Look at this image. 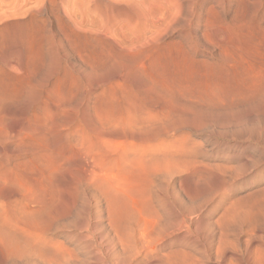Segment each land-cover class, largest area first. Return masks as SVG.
Instances as JSON below:
<instances>
[{"label": "rangeland", "instance_id": "374dc122", "mask_svg": "<svg viewBox=\"0 0 264 264\" xmlns=\"http://www.w3.org/2000/svg\"><path fill=\"white\" fill-rule=\"evenodd\" d=\"M0 165V264H264V0H0Z\"/></svg>", "mask_w": 264, "mask_h": 264}, {"label": "bare ground", "instance_id": "6f19581e", "mask_svg": "<svg viewBox=\"0 0 264 264\" xmlns=\"http://www.w3.org/2000/svg\"><path fill=\"white\" fill-rule=\"evenodd\" d=\"M59 101H60V100H59ZM46 103H47V102H46ZM44 107H45V106H44ZM49 107H50V106H49ZM49 107H48V109H49ZM50 110H51V109H50ZM50 110L47 111V112L51 113ZM52 111H53V110H52ZM43 112H44V111H43ZM45 112H46V111H45ZM85 112H87V111H85ZM52 113H53V112H52ZM54 113H55V112H54ZM88 113H90V112H87V114H88ZM83 114H84V113H83ZM91 114H92V113H91ZM51 115H52V114H51ZM87 116H90V115H87ZM87 116H86V117H87ZM47 117H48V115H47ZM86 117L84 116V118H83L82 120H84ZM45 118H46V117H45ZM36 119H38V118H36ZM39 119H43V117H42V118L39 117ZM46 119H47V118H46ZM48 119L50 120V117H48ZM92 120H93V118H92ZM95 120H96V119H95ZM86 122H87V120H86ZM86 122H85V123H86ZM93 122H94V121H93ZM39 123H40V122H39ZM39 123H37V124H39ZM42 123H43V122H42ZM42 123H40V125H41ZM46 123H47V122H46ZM89 123H90V122H89ZM43 124H44V123H43ZM90 124H91V123H90ZM90 124H89V125H90ZM86 125L88 126V123H87ZM91 125H92V124H91ZM1 126H2V125H1ZM20 126H22V125H20ZM17 127L19 128V126H17ZM26 127L28 128L27 125H26ZM30 127H32V125H31ZM36 128H37V127H36ZM3 129H4V128H3ZM29 129H31V128H29ZM24 130H25V129H24ZM49 130H50V128H49ZM28 131H29V130H28ZM39 131H40V130H39ZM74 131H75V134H76L77 131H76V130H74ZM46 132L48 133V131H46ZM70 132H71V130H70ZM72 133H73V132H72ZM72 133H71V134H72ZM88 133H89V131H88ZM88 133H85V134H84V133L82 132V134H78V132H77V135H76V136H78V137H77L76 140L79 141V144H80L81 148L84 149L85 151L89 152V154H90V153H93V151H96V150L98 149V147L101 145V143L98 142L100 145L97 147V144H98V143L96 144V143H94V142L92 141V140L94 139V138L92 137L93 134H92L91 137H88V136L86 135V134H88ZM67 134H69V133H68V130H67ZM67 134H66V135H67ZM71 134H70V135H71ZM73 134H74V133H73ZM66 135H65V136H66ZM65 136H64V137H65ZM67 136L69 137V135H67ZM67 136H66V140L68 139ZM70 137H71V136H70ZM74 137H75V136H74ZM94 137H95V136H94ZM19 138H20V136L18 137V139H19ZM21 138H22V137H21ZM90 138H91V139H90ZM92 138H93V139H92ZM69 139H70V138H69ZM69 139H68V140H69ZM72 139H73V135H72ZM15 141H16V140H15ZM18 141H19V140H18ZM23 141H24V140H23ZM30 141H31V140H30ZM74 141H75V139H74ZM20 142H21V140H20ZM66 142H67V141H66ZM68 142H69V141H68ZM68 142H67V143H68ZM13 143H14V141H13ZM18 143H19V142H18ZM28 143H30V142H28ZM67 143H66V144H67ZM70 143H71V142H70ZM72 143H73V142H72ZM76 143H77V141H76ZM73 144H74V143H73ZM14 145H16V144L14 143L13 146H14ZM18 145H19V144H18ZM74 145H76V144H74ZM74 147H75V146H74ZM96 147H97V148H96ZM95 148H96V150H94ZM99 148H100V147H99ZM101 148H103V150H104V147H101ZM38 150H41V149H37V151H38ZM72 150H73V149H72ZM98 150H100V149H98ZM98 150H97V151H98ZM103 150H102V151H103ZM11 151H12V150H11ZM35 151H36V150H35ZM35 151H34V152H35ZM30 152H32V151H30ZM42 152H43V151H42ZM100 152H101V150H100ZM103 152H104V151H103ZM13 153H14V152H13ZM13 153H12V154H13ZM17 153H18V152H17ZM36 153H37V152H36ZM38 153H39V152H38ZM98 153H99V151H98ZM20 154H21V153H20ZM23 154H24V152H23ZM32 154H33V153H32ZM32 154H31V156H32ZM40 154H41V153H40ZM40 154H37V155H35V156L39 157L38 155H40ZM43 154H44V153H43ZM89 154H87V155H89ZM100 154H101V153H100ZM102 154H103V153H102ZM8 155H10V153H8ZM25 155H26V154H25ZM17 156H18V155H17ZM46 156H47V155H46ZM82 156H83V155H82ZM90 156H91V155H90ZM90 156H89V157H90ZM5 157H6V156H5ZM8 157H9V156H8ZM44 157H45V156H44ZM18 158H19V157H18ZM27 158H28L27 160H29V157H27ZM42 158H43V156H42ZM42 158H41V160L44 159V158H43V159H42ZM6 159H7V158H6ZM21 159H22V158H21ZM34 159H35V158H34ZM45 159H46V158H45ZM60 159H61V158H60ZM92 159H93V158H92ZM136 159H138V158H136ZM30 160H31V159H30ZM37 160H38V158H37ZM37 160H36V161H37ZM41 160H40V162H41ZM49 160H50V159H49ZM94 160H95V159H94ZM13 161H14V160H13ZM20 161H21V160H19L18 162H20ZM36 161H35V163H36ZM8 162H9V161H8ZM8 162H6V163H8ZM16 162H17V160H16ZM22 162H24V161H21V163H22ZM28 162H29V161H28ZM32 162L34 163L33 159H32ZM37 162H38V161H37ZM133 162H134V161H133ZM137 162H138V161H137ZM25 163H26V160H25ZM25 163H24V164H25ZM29 163H30V162H29ZM33 163H32V164H33ZM1 164H2V163H1ZM19 164H20V163H19ZM22 164H23V163H22ZM40 164H41V163H40ZM4 165H5V164H4ZM7 165H8V164H7ZM10 165L12 166L11 163H10L8 166H10ZM13 165H15V166H13V167H15V168H16L17 166L19 167V165H18V164L16 165V163H14V162H13ZM36 165H37V164H35V166H36ZM38 165H39V164H38ZM0 166H1V165H0ZM8 166H7V171H9V170H8V169H9ZM24 166H26V165H24ZM96 166H97V165H96ZM4 167H5V166H4ZM4 167H3V168H4ZM13 167H12V168H13ZM18 167H17L16 169H18ZM30 167H32V166H30ZM44 167H45V166H44ZM48 167H49V166H48ZM98 167H99V166H98ZM15 168H14V169H15ZM19 168L21 169V166H20ZM22 168H23V167H22ZM36 168H37V167H36ZM36 168H35V169H36ZM40 168H41V167H39V169H40ZM45 168H47V167H45ZM84 168H85V167H84ZM20 169H19V170H20ZM27 169H28V165H27ZM29 169H30V168H29ZM39 169H38V170H39ZM55 169H57V168H55ZM0 170H1V169H0ZM23 170H24V169H23ZM25 170H26V168H25ZM38 170H36V171H38ZM89 170H90V169H89ZM10 171H11V170H10ZM15 171H16V170H14V173H15ZM20 171H21V170H20ZM29 171H30V170H29ZM40 171H41V169H40ZM43 171H44V170H43ZM52 171H53V170H52ZM12 172H13V171H12ZM16 172H19V171H16ZM26 172H28V171L26 170ZM30 172H31V171H30ZM34 172H35V171H34ZM96 172H97V171H96ZM3 173H4V172H3ZM3 173H2V174H3ZM6 173H7V172H6ZM6 173H5V174H6ZM43 173H45V172H42L41 174H43ZM10 174H11V173H10ZM31 174H32V173H31ZM47 174H48V173H47ZM49 174H50V173H49ZM56 174H57V173H56ZM90 174H91V173H90ZM97 174H98V172H97ZM26 175H28V173H27ZM95 175H96L95 172L92 171L91 178H93ZM2 176L4 177L5 175H2ZM7 176H8V175H7ZM9 176H10V175H9ZM43 176H44V175H43ZM50 176H51V175H50ZM12 177H13V176H12ZM35 177H36V176H35ZM40 177H41V176H40ZM40 177H39V178H40ZM47 177H48V176H47ZM9 178L11 179V177H9ZM7 179H8V177H7ZM91 180H93V179H91ZM41 181H42V180H41ZM89 181H90V180H89ZM89 181H88V182H89ZM93 181H94V180H93ZM114 187H115V186H114ZM117 187L119 188V186H117ZM12 193H13V192H12ZM15 193H16V192H15ZM0 194H1V193H0ZM44 196H45V195H44ZM44 196H43L42 198H45ZM46 197H47V195H46ZM45 200H46V199H45ZM12 202H13V201H12ZM10 204H11V203H10ZM12 204H14V203H12ZM8 205H9V204H8ZM5 206H6V204H5ZM9 206H10V205H9ZM9 206H8V207H9ZM6 207H7V206H6ZM8 207H7V208H8ZM10 207H11V206H10ZM15 211H16V210H15ZM3 214H4V213H3ZM6 214H7V213H6ZM0 215H2V214H0ZM12 215H13V214H12ZM10 216H11V215H10ZM17 218H18V217H17ZM1 219H2V217H1ZM1 219H0V222L2 221L1 223H3V220H1ZM5 222H6V223H5ZM5 222H4V226L7 228V230H9L8 232H9L10 234L13 235L12 231L15 229V227H18V225H17V224H18L17 221H16L14 218H7V217H6V218H5ZM47 223H48V222H47ZM19 225H21V224H19ZM2 226H3V224H2ZM3 229H4V228H3ZM4 230H5V229H4ZM17 230H18V228H17ZM8 232H7V234H9ZM13 232H14V231H13ZM15 232H16V231H15ZM15 232H14V234H15ZM19 232H20V231H19ZM17 235H18V233H17ZM9 237H10V236H9ZM35 240H37V239H35ZM23 243L25 244V250H24V248H23V250H24L23 253H25V252L28 253V257H29V255H31V254H29V253H30L29 251H31L32 246L35 244V242H34V244L32 245L33 240H32V238L30 237V238H26V239H25V242H23ZM23 246H24V245H23ZM36 246H37V245H36ZM23 253H22V254H23ZM24 255H25V254H24ZM26 258H27V255H26ZM32 263H33V262H32ZM34 264H36V263H34Z\"/></svg>", "mask_w": 264, "mask_h": 264}]
</instances>
